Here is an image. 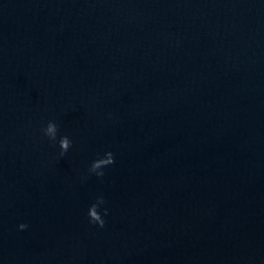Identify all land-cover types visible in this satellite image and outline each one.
Here are the masks:
<instances>
[{"label":"water","instance_id":"1","mask_svg":"<svg viewBox=\"0 0 264 264\" xmlns=\"http://www.w3.org/2000/svg\"><path fill=\"white\" fill-rule=\"evenodd\" d=\"M0 264H264V0H0Z\"/></svg>","mask_w":264,"mask_h":264},{"label":"clouds","instance_id":"2","mask_svg":"<svg viewBox=\"0 0 264 264\" xmlns=\"http://www.w3.org/2000/svg\"><path fill=\"white\" fill-rule=\"evenodd\" d=\"M44 131V135H46L51 141H55L56 140V135H57V131H58V126L53 123V122H49L46 126L45 129H43ZM59 147L61 149L60 155L63 156L71 147V141L69 140V138L67 136L65 137H61L60 141H59ZM107 156V160H102V159H98L97 161H94L91 165V168L89 169L90 172L95 173L97 176H103L104 173L103 172H97L96 169L100 168V167H107L111 164L114 163V158L112 153H106ZM105 203V201L100 198L97 200V202L95 204H93L90 208H89V218H90V223H95L97 225H99V227L103 228L104 227V223L105 221L102 219L101 215L99 214V212L97 211V206L98 204H103ZM107 209L104 210V215H107ZM27 225L25 224H21L19 226L20 230H24L26 229Z\"/></svg>","mask_w":264,"mask_h":264}]
</instances>
